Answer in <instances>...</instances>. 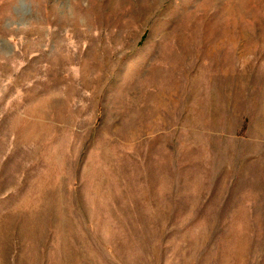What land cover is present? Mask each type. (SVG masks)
Returning a JSON list of instances; mask_svg holds the SVG:
<instances>
[{
	"label": "rangeland",
	"instance_id": "374dc122",
	"mask_svg": "<svg viewBox=\"0 0 264 264\" xmlns=\"http://www.w3.org/2000/svg\"><path fill=\"white\" fill-rule=\"evenodd\" d=\"M0 264H264V0H0Z\"/></svg>",
	"mask_w": 264,
	"mask_h": 264
}]
</instances>
